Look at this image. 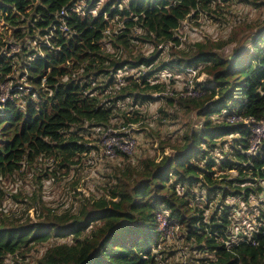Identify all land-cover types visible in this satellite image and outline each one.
Masks as SVG:
<instances>
[{
  "label": "trees",
  "instance_id": "1",
  "mask_svg": "<svg viewBox=\"0 0 264 264\" xmlns=\"http://www.w3.org/2000/svg\"><path fill=\"white\" fill-rule=\"evenodd\" d=\"M238 2L264 8V0H0V94L11 82L0 100V196L48 211L35 222L0 218V264H27L26 252L44 242L34 264H185L174 261L177 247L164 250L157 211L180 225L196 251L191 264H264V137L247 152L264 119V22H247L248 35L231 27L222 41H181L184 20L220 25ZM168 43L178 47L168 59L138 48ZM188 67L205 71L202 94H162ZM162 97L155 114L146 111ZM232 113L242 121L227 122ZM118 123L140 124L160 155L117 150L97 197L71 177L73 200L53 212L36 192L3 189L26 173L57 183L100 148L85 136ZM240 201L250 206L248 225L237 218Z\"/></svg>",
  "mask_w": 264,
  "mask_h": 264
},
{
  "label": "rangeland",
  "instance_id": "2",
  "mask_svg": "<svg viewBox=\"0 0 264 264\" xmlns=\"http://www.w3.org/2000/svg\"><path fill=\"white\" fill-rule=\"evenodd\" d=\"M253 2H257L258 0H251ZM99 6V5H98ZM98 9V7L96 8ZM228 13L225 14L226 22L222 24H217L216 22H213L209 19L203 18L201 15L198 16L197 22L194 20L186 19L184 20L181 30L182 40L185 41H201L206 42L207 39H210L211 41H222L225 40L228 36V34L231 32V27L235 31H241L244 30L245 34L248 35V31L250 28H247V22H255L259 21L260 25L264 22V8H261L259 6H256V4L252 3H235L227 9ZM224 16V18H225ZM119 24V23H118ZM2 27V22L0 21V28ZM117 31V28L114 27ZM247 35L242 36V41H245L247 38ZM8 41H10V49L12 53L20 51L21 47L18 42L13 41L11 37H8ZM247 43L249 41H246L245 45L247 46ZM172 45L175 49L176 45L173 43H168L166 45L159 44L157 47L151 44H139L138 48L141 49V51L151 52V51H160L162 55H165V58L168 59L169 53L168 48ZM206 47L208 46L207 43L205 44ZM107 46H110V43H107ZM104 47V46H103ZM183 47V45H182ZM233 52V48H228V53ZM168 61V60H167ZM201 69V68H200ZM199 69V70H200ZM132 71H128L127 75H132ZM198 74H200V79H202L205 76V71H198ZM174 79L176 78V75L174 76ZM181 84L176 83L174 80V83L170 89H176L177 87H180ZM2 89L4 90V95H6L7 89L5 86H2ZM157 95V93L155 94ZM165 96V95H164ZM179 96V95H176ZM162 101L156 102L154 105H151L146 109L147 112L155 114L157 106L162 104ZM131 109V108H130ZM156 115H154L155 117ZM184 120V118H183ZM121 123H118L117 127H109L107 131H103L99 136L90 134L89 136L84 137V142L87 145H99L100 148L93 149L92 152L88 154V157L91 159L90 161L87 160L83 167L76 166L74 168H71L68 174H62L60 171L58 182L52 183L50 180V177L46 179H42V181L39 183L36 178L35 173H26L23 174L21 178L16 180L13 184H11L9 181L3 183V189L6 190V187H8L7 190H14L17 189L23 191V192H36L37 196L36 198L41 197V201L39 204L46 205L47 207H50L53 212H61L63 210V207L71 203L73 200V191L70 190V187L68 185L67 180L71 177L77 179V190H82L85 193H87L91 198L97 197L98 188L103 182L102 173L107 166V161L116 159V151L115 155L113 157H108V155L105 153V147L106 145H114L116 146L119 144L120 136L121 135H130L134 139L133 143V149L128 152V154H154L156 157L160 155L159 148L156 143V140L151 138L150 136L144 135L143 132H140L139 127L140 124L133 123L129 125L121 126ZM155 124L153 121L152 125ZM173 127H170V132L175 127H179V123H175L172 125ZM187 129V128H186ZM91 131V130H90ZM164 133V131L162 130ZM165 131V133H170ZM93 133V132H92ZM98 139V140H95ZM169 151L168 148L164 149L163 154H167ZM104 153V154H103ZM113 155L111 152L109 153ZM105 155V156H104ZM110 158V159H108ZM87 163H90L87 166ZM55 164L51 165V168H54ZM85 181L87 184L82 185V182ZM70 190V191H69ZM69 191V193H68ZM40 194V196L38 195ZM261 197H264L263 194H261ZM7 195L3 194L0 196V218L4 217L5 214L10 215V217H16L21 219H26L30 222L38 221L39 219H42L44 214H46L48 211L46 208H42L41 210H23V204L16 202L12 199H6ZM263 199V198H262ZM260 199V201L262 200ZM35 199H32L31 201L34 203ZM254 200V199H253ZM254 203L259 204L257 200H254ZM253 203V202H252ZM237 215L239 218V223H244L245 225H248L250 217V206L247 203L239 202V206L236 208ZM249 227V226H248ZM165 238V237H164ZM167 239V238H166ZM168 240V239H167ZM169 242L165 243L164 245L167 246V248H164L165 251H172L176 250L174 249L177 247L178 253L174 257L175 260H179L184 262L185 264H191V261H194L196 254L195 250L188 249V247H185V241L180 236L178 237V234L173 238L168 240ZM170 243V244H168ZM172 245V247H171ZM47 246V243L44 242L42 245H37L36 248L31 249L27 253L26 263L27 264H34L35 262V256L37 255L36 249L43 250ZM171 260V258H170ZM2 264H17L13 260H7L4 261ZM171 264V263H170Z\"/></svg>",
  "mask_w": 264,
  "mask_h": 264
},
{
  "label": "built area",
  "instance_id": "3",
  "mask_svg": "<svg viewBox=\"0 0 264 264\" xmlns=\"http://www.w3.org/2000/svg\"><path fill=\"white\" fill-rule=\"evenodd\" d=\"M78 6V5H77ZM78 10V8H76ZM64 10L61 11V14ZM61 29L63 31H68L66 24L64 21L61 23ZM199 68L196 67H188L186 71L181 76H176V83L181 84L180 87L176 89H170L169 91L163 92L162 94L168 95H179L182 96H189V97H196L202 94V91L197 87V84L204 80V77L200 79V74H198ZM121 70L118 71V73ZM170 73H166L165 76H169ZM6 87L7 92L4 95V90L2 89V93L0 94V100L3 102L6 100L8 96V89L11 86V82L5 83L3 85ZM21 88V87H19ZM226 121L229 123H235L242 121V117L238 114H229L226 116ZM253 140L252 144L250 145L249 149L247 150L248 153H254L256 148L260 145L262 138L264 137V119L253 126ZM116 146L114 145H106L105 153L109 157H113L115 155V151L120 150L123 152H130L133 149L134 139L130 135H121L120 141ZM112 153L113 155L109 154ZM156 221L158 223V229L162 231V235L167 238L168 240L173 239L177 234L181 232V227L175 220H168L167 213L165 211H157L156 212Z\"/></svg>",
  "mask_w": 264,
  "mask_h": 264
}]
</instances>
